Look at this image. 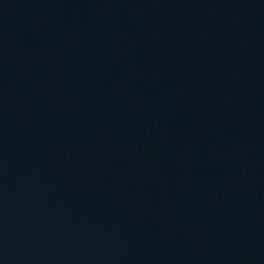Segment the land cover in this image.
<instances>
[{"label":"water","instance_id":"1","mask_svg":"<svg viewBox=\"0 0 264 264\" xmlns=\"http://www.w3.org/2000/svg\"><path fill=\"white\" fill-rule=\"evenodd\" d=\"M0 264H264V0H0Z\"/></svg>","mask_w":264,"mask_h":264}]
</instances>
